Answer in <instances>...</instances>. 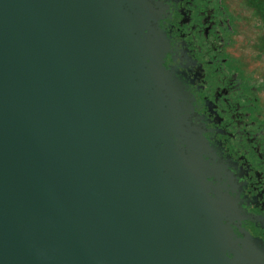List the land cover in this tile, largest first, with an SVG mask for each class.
Listing matches in <instances>:
<instances>
[{
  "label": "water",
  "instance_id": "95a60500",
  "mask_svg": "<svg viewBox=\"0 0 264 264\" xmlns=\"http://www.w3.org/2000/svg\"><path fill=\"white\" fill-rule=\"evenodd\" d=\"M166 10L0 0V264H264L165 66Z\"/></svg>",
  "mask_w": 264,
  "mask_h": 264
},
{
  "label": "flooded vegetation",
  "instance_id": "af4514ba",
  "mask_svg": "<svg viewBox=\"0 0 264 264\" xmlns=\"http://www.w3.org/2000/svg\"><path fill=\"white\" fill-rule=\"evenodd\" d=\"M162 1L167 10L160 28L170 45L165 66L193 99L212 161L221 169V183L245 216L240 227L261 243L264 260V131L240 104L242 88L227 60L214 58L222 28L214 0ZM232 226L237 238H244L240 227Z\"/></svg>",
  "mask_w": 264,
  "mask_h": 264
},
{
  "label": "rangeland",
  "instance_id": "374dc122",
  "mask_svg": "<svg viewBox=\"0 0 264 264\" xmlns=\"http://www.w3.org/2000/svg\"><path fill=\"white\" fill-rule=\"evenodd\" d=\"M212 5L222 23L214 58L227 60L242 88L240 104L264 131V0H214Z\"/></svg>",
  "mask_w": 264,
  "mask_h": 264
}]
</instances>
